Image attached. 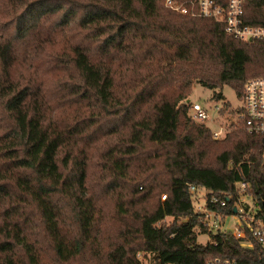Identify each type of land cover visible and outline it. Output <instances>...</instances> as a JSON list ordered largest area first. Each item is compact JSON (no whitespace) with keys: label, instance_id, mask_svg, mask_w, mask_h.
Wrapping results in <instances>:
<instances>
[{"label":"trees","instance_id":"16d2710c","mask_svg":"<svg viewBox=\"0 0 264 264\" xmlns=\"http://www.w3.org/2000/svg\"><path fill=\"white\" fill-rule=\"evenodd\" d=\"M23 1L0 25V264H264L252 237L253 249L224 231L198 243V230L209 232L190 189L210 199L245 183L264 220V136L238 130L217 141L190 119V101L182 104L195 85L216 102L225 87L240 88L242 100L245 85L264 77V42L228 37L193 12L197 0H173L187 16L167 0ZM246 15L264 27V0H247ZM42 48L53 67L17 80L18 54ZM61 62L69 80L46 92L40 76L52 83L68 71ZM62 108L71 114L58 115ZM114 136L120 141L111 144ZM100 151L105 162L93 174L90 154ZM140 159L146 167L138 170ZM111 194L120 201L123 253L100 259L94 230L107 218L98 205ZM235 206L232 199L208 209L232 217ZM65 226L70 254L58 234Z\"/></svg>","mask_w":264,"mask_h":264},{"label":"built area","instance_id":"2783aa9c","mask_svg":"<svg viewBox=\"0 0 264 264\" xmlns=\"http://www.w3.org/2000/svg\"><path fill=\"white\" fill-rule=\"evenodd\" d=\"M246 5L247 0H197V10L200 17L223 26L228 37L243 43L264 42V27H256L248 23ZM166 7L183 16L189 14L188 8L173 0H167ZM241 101H243L241 110H230L227 113L228 116H226L224 106L215 107L216 117H211L209 110L201 105L189 103V117L196 124L206 125L208 128L209 125L215 126L217 130L211 131L213 139L217 141L229 135L232 129L264 136V77L253 79L245 85ZM223 116H225L229 127L221 120ZM190 189L197 197L199 190L196 187ZM232 199H236L235 214L232 216L235 218L236 229L234 231L225 230L224 232L231 233L236 239L243 241L242 247L245 249L254 248L251 237L264 247V220L259 217L254 195L250 191V186L245 183L237 185L235 194L212 195L208 199V193H206L204 198L206 204L199 206L197 210L204 215V222L208 228L207 232H210L211 228L220 231L222 221L227 218L216 211H210L208 205L226 207ZM162 200L166 201L167 196H163ZM157 225L160 224L157 223ZM138 258L143 259L142 255H139ZM209 264L237 263L216 261Z\"/></svg>","mask_w":264,"mask_h":264},{"label":"rangeland","instance_id":"374dc122","mask_svg":"<svg viewBox=\"0 0 264 264\" xmlns=\"http://www.w3.org/2000/svg\"><path fill=\"white\" fill-rule=\"evenodd\" d=\"M13 1V9L6 3L5 0H0V25L6 22L7 20L11 19V17L15 14L18 15L19 13L22 12V10L25 9L26 4L23 0H12ZM28 2H31L33 0H25ZM195 8L193 6V12L196 13L200 17L199 12L197 10V3L195 4ZM235 40V39H234ZM237 41V40H236ZM20 53V52H19ZM51 52L49 50L45 49H39V50H32L31 52L27 54H18L19 55V64L15 65V70H14V75L17 80H22L29 76L31 73H33L34 70L37 69L38 66H40V71L43 72L51 67L53 65H50L49 63V56ZM29 56V61H25L26 57ZM69 64V63H67ZM61 65H63L68 71L61 70L60 72H56V78L52 83H50V78L49 77H42L40 76V79L43 80L45 84L46 92H49L53 88H56L59 84L63 82H68L69 76H64L65 73H70L71 69L69 70L67 67H70V65H65L64 62H61ZM67 66V67H66ZM120 77V76H119ZM124 79V82L126 81L125 77L117 78L118 81H121ZM42 82V81H41ZM42 82V83H43ZM85 84V78L84 76L80 79L78 78V83L77 84ZM241 92V89L239 88L238 91H233L229 87H225L222 90V94L225 97L223 102H216L212 101L213 97V92L201 87L200 85H195L192 90L190 91L189 95L187 98L184 100L182 103H186V101H190V103L193 104H199L203 108L209 110V114L211 117H216L215 115V107H225L226 110V116L227 113L232 110V111H240L242 106H243V101L239 100L240 96L237 94ZM48 98L50 100H54V97H50L48 95ZM2 104V102H0ZM72 110H69L68 108H62L61 111L59 112L58 115H68L71 114ZM85 113L80 111V117H84ZM5 119H6V108L4 106L0 105V135L5 131L7 125H5ZM139 119V116L138 118ZM237 119V118H236ZM222 121H224L226 124V118L223 116L221 118ZM5 125V126H4ZM229 127V125L227 124ZM209 128L212 131H216V127L213 125H209ZM238 131L236 129H232L230 134ZM229 134V135H230ZM228 136V135H227ZM226 136V137H227ZM225 137V138H226ZM225 138L218 140V141H223ZM122 139V138H121ZM120 140H118V137L114 136L110 138V143H116ZM220 145H218L215 149V151L219 150ZM102 151V150H101ZM101 151L96 154V153H91L90 156L93 159H96L92 164L94 165L92 168L93 174L101 173V165L104 164V159L101 158ZM212 159V158H211ZM210 159V160H211ZM134 166L139 170L140 167H146L140 159L139 161L134 162ZM93 179H96L94 176ZM205 190H199L198 195H197V200L195 203L196 207L203 206L205 201V195H206ZM116 195H110L109 197L101 199L99 203V207L102 209V211L105 213V218H107L103 224L99 225L95 230V234L98 236L101 242V249H100V259H111L113 257H119L122 255L123 251V241H124V230L119 227L120 221L123 220L122 217L118 216V211H117V205L120 202L118 199H116ZM166 196V195H164ZM163 197V196H162ZM206 204V203H205ZM172 221V220H168ZM76 226L71 227V229H75ZM70 229L68 226H65V231L64 229L60 228L58 230V234L62 240L63 244V250L70 254L72 252V245L71 241H69V237L65 235L66 230ZM236 229V224H235V218L234 217H229L223 224L222 229L220 230L221 232L223 231H234ZM65 232V233H64ZM219 231H217L215 228H211L209 234H202L198 230V243L201 245H207L208 243L212 242L211 238V233L216 235ZM71 242V243H70ZM84 262H89L91 260L89 251L86 249L84 254L80 257V261ZM143 264H148L147 261H144Z\"/></svg>","mask_w":264,"mask_h":264},{"label":"crops","instance_id":"0c3cea01","mask_svg":"<svg viewBox=\"0 0 264 264\" xmlns=\"http://www.w3.org/2000/svg\"><path fill=\"white\" fill-rule=\"evenodd\" d=\"M207 192V191H206ZM196 207V206H195ZM198 207H196V209H197ZM227 218H229V217H227ZM227 218L224 220V221H222L223 223H222V227H223V224L225 223V221L227 220ZM222 229V228H221Z\"/></svg>","mask_w":264,"mask_h":264}]
</instances>
